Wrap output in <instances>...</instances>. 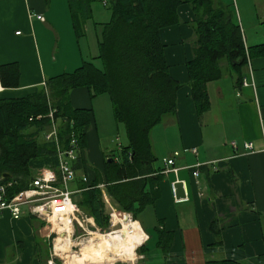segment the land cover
<instances>
[{
	"label": "crops",
	"instance_id": "0c3cea01",
	"mask_svg": "<svg viewBox=\"0 0 264 264\" xmlns=\"http://www.w3.org/2000/svg\"><path fill=\"white\" fill-rule=\"evenodd\" d=\"M214 2L223 3V0ZM255 3L262 10V16L255 11L257 26L264 21V5ZM33 15H41L44 21ZM177 16V24L159 31L169 75L180 84L175 112L165 116L150 132V148L155 157L153 168L161 175L155 186L159 197L135 214V220L131 214H124L135 225L138 244H142L138 246L142 262L146 260L147 243L154 240L162 264L223 261L264 264V56L251 57L247 50L263 44L264 33L250 36L245 32L244 21L248 26L250 23L237 13L246 63L239 72L230 70L226 62L221 63L222 77L206 85L209 108L199 114L186 68L193 59L195 14L191 6L182 4L177 8ZM109 20L95 24L100 32ZM86 22L82 36L78 37L68 0H0V66L16 64L19 69L18 87H3L0 100H18L47 89L48 79L73 73L85 62L102 69L98 36L95 45L89 46L84 41ZM67 104L70 110H85L89 118L84 128V143L78 152L81 168L75 169V179L68 189L76 199L84 186L97 184L110 216L113 210L118 211V205L105 187V163L110 158L115 162L120 160L122 149L128 146L127 138L119 150L101 149L104 130L109 132L113 127L109 123L103 127L99 118L105 113L107 120L110 114L115 120L107 94L92 97L86 87H80L69 92ZM48 131L47 126L45 133ZM45 133L38 141L51 142L62 150L67 148L62 147L59 139L57 144L46 141ZM244 142L252 144V151L243 149ZM192 148L196 154L191 152ZM169 158L174 161L170 168H176L177 172H163L167 168L163 160ZM56 160L54 168H47L57 170V154ZM37 169L30 168L27 185ZM173 183L175 198L171 191ZM46 226L26 209L19 219L6 213L1 215L0 264H42Z\"/></svg>",
	"mask_w": 264,
	"mask_h": 264
},
{
	"label": "trees",
	"instance_id": "16d2710c",
	"mask_svg": "<svg viewBox=\"0 0 264 264\" xmlns=\"http://www.w3.org/2000/svg\"><path fill=\"white\" fill-rule=\"evenodd\" d=\"M95 1L100 0H68L78 37L83 34V24L92 17L91 5ZM107 3L111 16L102 26L98 43L102 69L85 62L73 73L48 79L47 89L18 100H0V183L12 178L17 183L13 192H18L28 187L30 168L56 166V146L38 141L50 125L47 118L50 106L55 110L54 118L59 120L58 139L62 147L68 148L71 134L82 147L88 113L70 110L67 97L72 89L86 87L92 97L107 94L115 121L124 125L128 146L122 149L118 162L113 158L106 161L105 187L118 210L131 214L135 220V214L159 197L155 186L161 175L153 168L150 132L165 116L175 112L180 89V84L169 75L160 29L179 22L178 6H191L195 14V42L193 59L186 68L199 114L209 108L206 85L222 77L221 63L226 62L230 70L239 72L246 63L245 47L233 5L214 0H108ZM260 26L264 33V21ZM247 50L251 57L264 56V43ZM0 80L4 88H17L18 66H0ZM37 116H42L41 120H35ZM80 164L78 160L74 169H80ZM4 175L8 177L3 178ZM76 197L78 209L85 211L99 230H106L110 216L97 184L84 186ZM162 249L166 254L165 245ZM136 251L141 255L140 249Z\"/></svg>",
	"mask_w": 264,
	"mask_h": 264
},
{
	"label": "built area",
	"instance_id": "2783aa9c",
	"mask_svg": "<svg viewBox=\"0 0 264 264\" xmlns=\"http://www.w3.org/2000/svg\"><path fill=\"white\" fill-rule=\"evenodd\" d=\"M108 0H101L104 4ZM37 20L44 21L41 15H33ZM246 82L243 81V86H246ZM3 86L0 80V91ZM55 110L50 109L47 118L50 120L49 131L45 133L44 138L46 141H53L58 143V120L53 116ZM42 116H37L35 120H41ZM232 147L237 150V145L232 142ZM246 151H252V144L244 142L242 145ZM80 151L78 138L73 134L70 135L68 148L62 150L56 148V154L58 158V169L53 170L47 167H42L35 170L33 177L31 178L28 187L24 190L13 192V188L16 182L13 180L5 183H0V216L8 214L13 219H19L24 214L26 209L31 215L37 217L46 224L49 223L48 217L53 215L54 212L64 211L65 205L70 204L73 207L71 212V219L75 221L80 227L81 222L75 217V214L80 215V210L74 202V194L68 189V184L75 179L74 163L78 159V152ZM191 152L196 154V149L192 148ZM178 153L175 152L174 156ZM164 165L167 167L163 172L169 171L177 172V169L171 166L174 165L173 158L164 159ZM193 175L197 177V171L193 172ZM86 182L87 179L83 178ZM177 183V182H176ZM175 183L171 186L172 195L175 198ZM187 198H184L186 200ZM181 200V201H184ZM129 217V216H128ZM91 225H94L92 218ZM72 221V225H73Z\"/></svg>",
	"mask_w": 264,
	"mask_h": 264
},
{
	"label": "rangeland",
	"instance_id": "374dc122",
	"mask_svg": "<svg viewBox=\"0 0 264 264\" xmlns=\"http://www.w3.org/2000/svg\"><path fill=\"white\" fill-rule=\"evenodd\" d=\"M255 2H260L259 4H263L264 2L262 0H238L236 4V0H228V2H224V4H232L235 10V14L237 16V13H241L242 16L245 17V19L248 21L249 26L247 22L244 21L246 25V30L245 32L248 33L251 36V33L255 32H262L261 26L257 25V22L254 21V16H256L255 11L258 10V14L260 16L262 13V10L258 8L257 4ZM256 5V9H255ZM262 6V5H260ZM239 8V12H238ZM91 12H92V19L88 20L86 22V29L87 32L85 33L87 40H84L85 42H88L87 44L89 46L95 45L96 44V38L98 36L99 38V33H100V28L98 25H95L96 23H100L105 21V19H110V10H109V5H104L103 2L100 1H95L91 5ZM240 16V15H239ZM256 26V27H255ZM259 28V29H258ZM262 34V33H261ZM84 43V42H83ZM100 121L103 123V127H107L108 123L109 125L112 124L113 130L112 131H107L104 130V134L102 136V142H103V147H101L102 150H119V146L122 145L124 146L126 144V133H125V128L122 123H117L115 120L113 121V118L111 114L109 115V119H106L105 113L101 114V117L99 118ZM69 187L73 188L72 185ZM118 213L120 212L119 210L117 211ZM75 217L81 222L82 227H80L75 221H73V228H72V233H71V238H72V246L70 247V251L72 253H79L81 250V244L87 242V240L91 237V234L93 233H101V234H107L114 229L118 228L113 227V223H111V216L109 220V226L106 228V230H99L95 224L91 225L87 221L90 217L88 214L80 210V215L75 214ZM113 221V220H112ZM46 242L43 244L44 245V256L42 257V264H65L64 261L60 258L55 256L54 254V241L57 238V228L55 227L53 222H49L46 224ZM141 244V243H140ZM138 246H140L138 244ZM137 259L135 262L132 263H123V262H115L112 264H162L161 260V252L154 246V240L150 241L147 243L146 246V251H145V257L146 260L143 262L141 261L142 259L140 258V254L136 251Z\"/></svg>",
	"mask_w": 264,
	"mask_h": 264
},
{
	"label": "bare ground",
	"instance_id": "6f19581e",
	"mask_svg": "<svg viewBox=\"0 0 264 264\" xmlns=\"http://www.w3.org/2000/svg\"><path fill=\"white\" fill-rule=\"evenodd\" d=\"M72 210L73 207L66 204L64 211H61V213L54 212L53 215L48 217V221L53 222L57 228L58 234L54 241V254L60 257L65 264H112L115 262L132 263L136 261L138 240L135 225L127 214L118 213L114 210L110 214L114 221L113 227H119L107 234H91L87 242L81 244L80 252L77 254L72 253L70 251L73 228ZM88 222L91 223V220Z\"/></svg>",
	"mask_w": 264,
	"mask_h": 264
},
{
	"label": "water",
	"instance_id": "95a60500",
	"mask_svg": "<svg viewBox=\"0 0 264 264\" xmlns=\"http://www.w3.org/2000/svg\"><path fill=\"white\" fill-rule=\"evenodd\" d=\"M5 177H8V175H4V176H3V178H5ZM75 200H76V199H75V197H74V201H75Z\"/></svg>",
	"mask_w": 264,
	"mask_h": 264
}]
</instances>
